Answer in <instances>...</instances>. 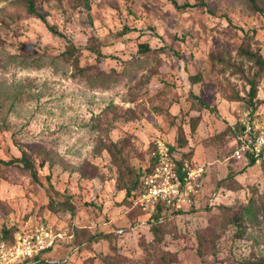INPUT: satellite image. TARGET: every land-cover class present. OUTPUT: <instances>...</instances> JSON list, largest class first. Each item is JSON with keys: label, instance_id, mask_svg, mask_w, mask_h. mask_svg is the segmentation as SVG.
Returning a JSON list of instances; mask_svg holds the SVG:
<instances>
[{"label": "rangeland", "instance_id": "374dc122", "mask_svg": "<svg viewBox=\"0 0 264 264\" xmlns=\"http://www.w3.org/2000/svg\"><path fill=\"white\" fill-rule=\"evenodd\" d=\"M32 1L42 17L0 0V230L44 222L65 235L28 264L264 259V212L233 218L250 197L264 203V159L235 153L241 117L264 121V70L240 52L264 56V0ZM68 39L108 56L68 57ZM159 137L206 171L148 219L136 184ZM22 155L37 178L1 160Z\"/></svg>", "mask_w": 264, "mask_h": 264}, {"label": "built area", "instance_id": "2783aa9c", "mask_svg": "<svg viewBox=\"0 0 264 264\" xmlns=\"http://www.w3.org/2000/svg\"><path fill=\"white\" fill-rule=\"evenodd\" d=\"M241 122L236 155L249 161L252 158L263 160L264 121L251 120L249 116L241 117ZM155 143V163L151 171L144 174L143 186L136 198V203L148 213V219L153 218L160 203L180 206L191 193L199 191L206 171L205 165L179 156L166 139L159 137ZM118 232L124 229L119 228ZM64 235L62 230L44 222L20 228L11 240L0 230V264H28L44 251L56 249L64 241Z\"/></svg>", "mask_w": 264, "mask_h": 264}, {"label": "trees", "instance_id": "16d2710c", "mask_svg": "<svg viewBox=\"0 0 264 264\" xmlns=\"http://www.w3.org/2000/svg\"><path fill=\"white\" fill-rule=\"evenodd\" d=\"M251 1L254 4L256 2V0H251ZM85 2L87 4V6H90L89 0H86ZM174 3L178 7H184V6L189 5V3L179 4L177 1H174ZM28 5H29V8L32 12H34V13H36L42 17V14L36 9L32 0H29ZM46 22H47L48 28L53 33L65 36V34L62 31H60L58 28H56L54 25L50 24L48 21H46ZM68 42H69L68 48L63 51V54L67 55L68 57H76L77 58V54L80 53L84 47H87V48L95 51L98 58H100L102 56L103 57L108 56L107 53H104L102 50H100L99 48H97L94 45H90V46L76 45L71 39H68ZM30 44L35 45L36 43L32 42ZM141 46H142L141 47L142 50H147L149 48V46L147 44H144V43H141ZM240 52H241L242 56L246 57L247 59H249V60L255 62L257 65H259L258 73H260L261 70H264V56L262 55V53H260L257 50L244 48V47H241ZM257 92H258V81H257V78L254 77V78L250 79V91H249L250 97L251 98L256 97ZM172 147H173V145H172ZM155 150H156V143H155V148H154L153 161H152L150 167L144 172V174L151 171V169L155 163V157H156ZM1 160L5 164L23 163L24 166L28 167L31 170L33 177L37 178L36 164H35V161L32 160L31 158H29L25 155H22V156L13 157V158L8 159V160H5V159H1ZM254 162H255V159L252 158L249 161V164H253ZM144 174L141 176V179L136 184V186H138V189H136L137 195L140 192V190L142 189ZM132 192H133V196H134L136 191H132ZM136 205L138 207H140V205H138L137 203H136ZM163 206H164V204L160 203L157 211H159ZM157 211L155 213L156 219L159 218V214ZM259 212H264V203H253V198L250 197L249 201L245 205H243L239 211H235V213L233 214V218L237 224L242 226V222L244 219H246V218L254 219L257 217ZM71 213H72V215H74L75 210L71 209ZM21 228H23V227H21ZM19 229L18 228H12V227H4L3 232H4L5 237L8 240H11L13 234ZM51 250H53V249H49L48 251H44L42 254H39L38 256H36L35 259H37L38 261L44 260V258H45L44 255H46ZM46 261H48V260H46ZM240 264H264V259L263 258H260V259H244V260L240 261Z\"/></svg>", "mask_w": 264, "mask_h": 264}, {"label": "crops", "instance_id": "0c3cea01", "mask_svg": "<svg viewBox=\"0 0 264 264\" xmlns=\"http://www.w3.org/2000/svg\"><path fill=\"white\" fill-rule=\"evenodd\" d=\"M54 250V249H53ZM52 251V250H51ZM50 253V252H49ZM49 253H47V255H49Z\"/></svg>", "mask_w": 264, "mask_h": 264}]
</instances>
